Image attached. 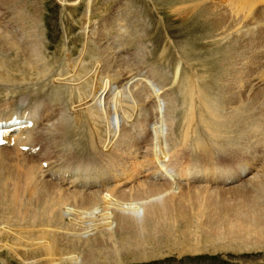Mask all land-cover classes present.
I'll list each match as a JSON object with an SVG mask.
<instances>
[{
  "label": "bare ground",
  "instance_id": "obj_1",
  "mask_svg": "<svg viewBox=\"0 0 264 264\" xmlns=\"http://www.w3.org/2000/svg\"><path fill=\"white\" fill-rule=\"evenodd\" d=\"M188 1L192 2V4L190 3L188 6L189 8H187L190 15L194 18V21L200 23L199 20H202V25L210 33H212V29L219 30L223 23L226 22L224 12L220 10L222 0H216L217 6H215L216 9L213 12L211 11L212 9L210 10L209 8L211 6H208V3H206L208 0H183L181 2ZM246 2L255 15L254 27H257L258 33L260 34L259 36L262 38L261 43H263V45L260 47L261 51L259 50L258 57L256 56L252 61L250 60L251 62L244 61L241 53H239L240 48H238V55H241L242 59L240 58V61L233 63L232 61H229L228 54L224 51V47H222L215 58L209 57L207 59L205 57L206 59L204 60V64L206 66L212 64L213 62L211 68L208 66L209 70L207 71L210 78L209 80L213 82L211 83L208 81L211 84L209 83V85L204 87L201 96H199V94L194 95L195 91L191 94L192 91H190V84L192 83V81L190 83V80L194 77L193 75H196V73L193 74L196 70H193L191 79L188 76L184 80L180 79L181 84H177L181 85L179 87L184 90L183 92L185 95L187 94L189 100L194 102L196 99L195 96L199 97L198 104L200 106L197 107L199 116L198 120L199 123H202V128L205 127V139L207 138L206 140L209 145L207 146V150L209 149L210 153L206 162L203 161L200 162V164L194 163L187 170L186 174L177 171L175 169V165L169 163L165 165L157 163L155 158L157 157L155 154H157L159 150L158 142L162 137L161 135H163L162 131H165L166 129H164V125L167 123H164V125L158 129L159 131L157 130L158 133H156V136L154 137L155 142H153L155 144L152 145L153 147L143 145V143L142 146L139 144L140 147L136 146L137 148L130 145L131 140L138 137L137 135H135L136 137H132L127 125L131 127V120L138 114L139 107L144 108L145 110L147 109L141 104V101L144 100L141 91L133 89L132 92L134 91V93L130 95V87L136 88V85L139 82L137 80H140L143 84L148 83V79L145 80V74L140 73L139 71H133L134 76H124L126 74L125 73L121 79L114 77L115 74H109V70L108 72L106 70L112 65L110 64L111 62L109 63L105 48L100 49L99 55L102 60L101 65L104 64L103 68L105 69L104 71H106L105 75L109 74V77H106L107 79L105 76H102L101 71H98L99 67H96V69L94 68V66L98 63L95 57L91 58L93 61L92 63L87 61L82 63L69 61L66 68L61 69L63 72L58 69L53 70V67L52 70L48 71L49 69L47 70L46 67L37 65L33 66L29 60L31 61L33 56H36V53L41 51H38V48L41 46L42 41L35 40V34L33 30H31L32 26H28L27 24L29 22H32L33 24H40V18L37 16L33 17L28 14L23 16V13L19 11L12 16L9 15L10 17H0V45L5 46L7 50H11L15 53L14 58H23L21 60L25 61L30 66V69L36 70L35 72L38 78H46V80L51 78L50 82H52L55 87V100H62L64 97L66 98L67 95L71 98L70 100H75L78 101V104H83L82 110H80V107L77 106L80 113H78L79 115L76 122L73 121L74 118H68L67 116L64 117L60 110H58L60 114H57L56 117L45 118V113L48 112L49 107H45L48 109L47 111L42 110L43 108L40 109L39 107H41V105L39 100H36L33 103H28V101H26L23 97L24 101L21 99L19 101V105L13 109V113L16 112L15 114L19 117H23V115H25L26 118L30 120L32 118L35 121L32 128H30L31 126H26L23 130H20L18 133L19 135L15 134V136L19 137L18 141L20 144L30 145L29 150L27 152H23L25 153L23 158L29 159L31 162L26 165L27 171H25L23 179L25 180L23 183L24 185L19 186L15 183V190H12V192H9L7 188L4 187L1 190V192L12 194L11 201L14 202V206L19 207L20 211H24L22 214L17 213L18 219L22 221L29 217L35 222L41 221L49 226L55 223L53 226L56 227H53V229L56 230L59 229L63 220H61V217L54 218L52 215L49 216L48 212H53L55 209L50 207L51 203L54 204L58 202L57 204H63L61 202H64L67 197H71L74 200L77 195H82L80 196L82 198L80 199L82 203L86 202L85 204H88L91 200L93 203L94 200L95 204L97 201L101 207L98 215L91 217V219L94 220V229L91 227V224H88L91 223V221H89L90 218H82L83 213H81L80 208V215L76 214L78 217L70 220L72 222L68 225L66 233L62 235V239L67 240L68 238H72L70 240H76L69 243L70 246L75 248L72 252H69L67 249L58 250V243L61 237L57 239V235L55 236L52 228L44 230V234L37 237L42 240L41 245L44 246L45 251H51L53 255L59 254V257H56L53 264H68L72 260V257L77 258V264H116L119 261H124L130 258L135 260H144L146 258H152L162 254V252H160L161 245L156 243L155 248L158 254H154L153 252L148 254L149 252L144 251L145 253L138 252L129 256L116 252V254H113L114 257L109 256L108 253L111 254L112 252L111 250L109 251V246H96V236L102 232L113 233L112 230H114L115 225H121L120 232L124 236L128 237L129 235H141L146 242L151 243L156 240L158 234L166 226L171 223H178L186 224V226H189L190 228L197 227L193 234L195 241H199L201 235L199 236L198 234L201 231L204 240H209V238H213L215 241L224 239V241H227L226 247H259L264 245V151L262 150V147H264V0H246ZM17 3H19V0H0V4H4L6 7L15 6L14 8L16 9L18 6L17 9H20ZM222 3L224 4V2ZM22 7L20 11H22ZM185 11L182 12L185 13ZM232 13H229V15ZM252 17L250 18L251 20L253 19ZM235 19H237V17H234V20ZM10 21L13 26L10 25V27H7V25L11 23ZM243 22H241V24H243ZM237 25L238 24H236V26ZM15 26L19 27L16 31L14 30ZM239 26L241 27V25ZM239 26H237V28ZM230 27L232 28V26ZM240 27L239 30L241 29ZM221 30L225 31L224 28ZM203 32H205V30ZM232 33L234 34V32ZM232 33L230 31V34ZM230 34L228 33V35ZM100 36L102 37L101 34ZM217 37H222L220 32ZM234 37H236V35ZM226 38H228V36ZM242 43V45H240L245 46V43ZM247 48L249 47L247 46ZM235 51H237V49H235ZM228 52L230 53V51ZM224 53L225 58L223 60L222 54ZM10 55H12V53ZM82 56L83 55H80L78 59L75 60L81 59ZM238 57L240 56L234 57L235 60L238 59ZM14 58L9 61L14 62ZM36 63L33 64L35 65ZM11 64L17 66L18 63L16 62ZM189 65L194 66L193 63H190ZM67 70H69V72H67ZM122 70L124 72V69ZM30 72L33 75L35 74L34 71ZM120 72L122 71L120 70ZM116 76H118L117 73ZM119 77H121V75ZM77 78L80 81L77 80ZM113 80H117V83L109 85L108 82ZM82 84H84V86H82ZM6 86L12 87L11 89H8L12 90V92H16L17 90L13 87L15 85L10 82L2 83L0 81V97L3 96L2 87L5 88ZM103 86L105 87L103 94L101 93L95 101L94 96H96V91ZM89 87L90 89L87 90L86 88ZM238 91L246 93L247 98L239 95L240 93L238 94ZM63 94L65 96H63ZM26 95L28 96V94ZM154 97L155 95H150L148 97L150 100H146L151 101L152 104ZM26 98L28 99V97ZM73 103H71V105ZM68 106H70V103ZM74 109L76 110V108ZM151 110L152 109H149V112ZM0 111L3 110L0 109ZM23 111L24 113H20ZM121 111L125 113L123 114ZM0 113L3 115L6 114V112ZM126 116L131 119L129 120L128 118H124ZM193 117L194 116L188 115V127L191 126L194 120ZM0 119H4V117H0ZM36 125H38V127ZM195 129H199L198 126L195 127ZM200 130L201 133H204V129ZM42 131L45 136H60L62 139H66L69 136L73 137L74 133H77L78 135L82 134L81 139L79 138L77 144L83 146L85 150L84 156L81 157L83 159H80L75 163L66 162L63 163V165H59V167L62 168H55L52 166L50 162L54 164V161H52L49 157H43L45 156V154H43L44 146L40 144L39 138H37L38 134ZM170 131L172 132L171 129ZM185 133L186 135L189 134V128H187V132L185 131ZM195 134L197 133L195 132ZM33 136L36 137L35 141L30 144L29 141L33 138ZM6 139L10 140L9 137H6ZM58 139L60 140L59 137ZM164 140L165 139H163V141ZM114 142L119 144L123 149H128L129 151H127V153H131L134 158L137 155L142 158L141 160L134 161L135 164L133 163V166L135 168H130L129 170L131 171H128L126 175H121L117 171L115 173H111V171L107 168L108 163L112 162L109 159V154L111 153L109 148ZM6 146L0 147V154H2L0 156H3L2 160L7 157V153H4L5 157L2 152H10V149ZM38 146H40L39 150L37 149ZM68 147H70V145ZM215 150H217V156H219L218 153H231L233 155V159H235L232 161L233 166H236L232 169H227L226 167L228 165L231 166L232 163H228L227 161H225V163L216 159V154H214ZM16 153L20 152L16 151ZM9 155L10 154H8V156ZM159 155L164 156V154ZM62 160L66 161L67 159ZM44 162H47L46 166L43 165ZM151 164L152 166H150ZM143 166L145 167L144 171H142ZM113 181L116 182L113 184ZM26 190L29 191L32 197V202L27 201V204L23 201L24 197L20 199V197H22V193L26 192ZM176 191L186 193L181 195L183 199H179L177 203L174 204L171 201L173 198L165 194L170 193L175 195ZM41 204L42 206L48 207L41 208ZM89 205H86V207H89ZM114 205H117L116 209L118 212L115 211ZM53 206L56 205L54 204ZM85 208L83 209L85 210ZM85 211L87 213V210ZM58 214L59 213L57 212V215ZM163 221L166 222L158 230H155L152 237L149 232H140L141 230H149L152 227H156ZM99 222H102L104 227H100L98 225ZM46 225H44V227ZM84 225H86L85 228L83 227ZM47 227L48 226H46V228ZM128 238H130V240L132 239L131 237ZM48 239L50 240V243L47 242ZM167 241L170 245L175 246L179 252L184 250L186 251L185 245L183 243L181 244L175 236ZM198 241L194 246L197 247ZM142 247L144 249L143 244ZM101 253H106V256H100L99 254ZM104 258L106 260H104Z\"/></svg>",
  "mask_w": 264,
  "mask_h": 264
},
{
  "label": "rangeland",
  "instance_id": "obj_2",
  "mask_svg": "<svg viewBox=\"0 0 264 264\" xmlns=\"http://www.w3.org/2000/svg\"><path fill=\"white\" fill-rule=\"evenodd\" d=\"M181 1L183 0H19L17 5H19L20 9L22 6H24L22 7V11L17 9L18 6L15 9V6L6 7V5L0 4V17H10L19 11L23 13V16L28 14L32 15L33 17L37 16L40 18V24H33L32 22L27 24L28 26H32L31 30H33L35 34V40L42 41L41 46L38 48V51H41L36 53V56H33L31 61L29 60L33 66L37 65L46 67L47 70L49 69L48 71L52 70L53 67V70L58 69L60 71L62 68H66L69 61L76 63L87 61L92 63L93 61L91 58L95 57L98 65L96 64L94 68L96 69V67H99L98 71H101L102 76H105V78L107 76L109 77V74L111 73L113 75L115 74L114 77H118L119 79H121L125 73L126 74L124 76H134V72L137 71L145 74V80L148 79V83L143 84L140 80H137L139 82L136 85V88L130 87L131 92L129 91L130 95L134 93V91L132 92L133 89L136 91H141V94L144 98V100L141 101V104L143 107L145 106L147 108L145 110L144 108L139 107L138 114L135 115L131 120V127L127 125L132 137L135 135L138 137L136 139L132 138L134 141L131 140L130 145L134 148L140 147L139 144L142 146V143L143 145L149 147L154 145V137L156 136V133H158V129H160L164 123H167L168 125H164V129H166L165 131H162L163 135H161L162 137L158 142L159 150L157 154H155V156H157L155 158L157 163L163 165L168 163L175 165V169L177 171L186 174L187 170L194 163L200 164V162H206L207 157L210 156V153L209 149L207 150V146L209 145L206 140L207 138L205 139V127L202 128V123H199L198 120L199 116L197 107L200 106L198 104L199 97L195 96L196 99L194 102L189 100L187 94L185 95L183 92L184 90L179 87L181 85L177 84H181L180 79L184 80L188 76L191 79L192 75L196 73V75H193L194 77H192L190 80V83L192 81L190 84V91H192L191 94H193L195 91L194 95L199 94V96H201L204 87L209 85L211 82L209 80L210 78L207 71L209 70L208 66L211 68L213 62L212 64L206 66L204 64V60L206 58H215V56H217V54L220 52L221 48L224 47V51L228 54V59L230 62H238L242 58L244 61L251 62L256 56L258 57L260 47L263 45V43H261L262 38L259 36L260 34L258 33L257 27H254L255 15L248 6L246 0H242L243 2L239 0L240 3L238 0H222L224 4L221 2L222 6L220 10L224 12V17H226V22L224 23L226 24L223 23L219 30L212 29V33L204 28L202 25V20H199L200 23H198L197 21H194V18L190 15L188 6L190 3L192 4V2ZM210 1L211 0H208L206 3H208V6H211L209 8L210 10L212 9L211 11L213 12L216 9L215 6H217L216 0H212L214 2ZM235 2L239 3L240 5L236 4ZM178 9L182 10L180 11ZM31 10L34 11L32 12ZM182 11H185V13ZM229 13L232 14L229 15ZM234 17H237V19L234 20ZM251 17L253 18L252 20L250 19ZM240 21L243 22V24H241ZM236 24H238L237 26L241 25V27L239 26L241 28L240 30L239 27L237 28ZM10 25L13 26L12 22L8 24L7 27H10ZM230 26H232V28ZM222 28H224L225 31L221 30ZM18 29L19 27L15 26L14 30L16 31ZM204 30L205 32H203ZM229 30L231 33L234 32L237 38L234 37L235 35L233 33L230 34ZM219 32L222 35L221 38L217 37ZM228 33L230 35H228ZM227 36L228 38H226ZM242 38L245 39L243 40ZM242 42L245 43V46H241L243 44ZM236 44L239 45L237 46ZM247 46L249 48H247ZM103 48H105L108 52H106V55L108 56L109 63L111 62L110 64L112 65L106 70L107 72L109 70L108 75H105L106 71H104L105 69L103 68L104 64L102 63L103 65H101L102 60L99 55L100 49ZM238 48H240V52ZM235 49H237V51H235ZM10 51L11 50H7L5 46L0 45V81L2 83L10 82L11 84L15 85L13 87L17 90L16 92H12V90H8L12 87H2L3 96L0 97V109L3 111L0 112H6L8 115L13 113V109L19 105V101L21 99L24 101L25 98L28 103H33L36 100H39L41 105V107H39L40 109L43 108L42 110L44 111L49 109L48 112L45 113V118L56 117L57 114L59 115L60 112H62L64 117L67 116L68 118H74L73 121L76 122L79 115L78 113H80V110L83 108V104H78V101L70 100L71 98L67 95L66 98L64 97L62 100H55V87L54 84L50 82L51 78L48 77L49 79L47 80L46 78H38L35 72L36 70L30 69V66L25 61L21 60L23 58H14L15 53ZM228 51H230L231 54ZM238 52L241 53L242 58L241 55H238ZM11 53L12 55H10ZM245 53H247L248 56ZM80 55H83L82 58L75 60L78 59ZM224 55L225 53L222 54L223 60L225 58ZM236 56L240 57L235 60L234 57ZM12 58H14L13 60L18 63L17 66L11 64L16 63L15 61H9ZM33 63L36 64L34 65ZM190 63H193L194 66H190ZM122 69H124V72ZM120 70L122 72H120ZM193 70H196V72L193 73ZM30 71H34L35 74L33 75ZM61 71L63 72V70ZM67 72H69V70H67ZM115 72L118 76H116ZM119 74L121 77H119ZM77 80L79 79L77 78ZM111 82L109 81L108 84L114 85L117 83V80H113ZM100 83L103 84L102 82ZM82 86H84V84H82ZM86 89L88 90L90 87ZM104 89L105 87L103 86L96 91V96H94L95 101L98 99V96H100L101 93L103 94ZM26 94H28V96ZM238 94L247 98L246 93L242 91H238ZM150 95H155L153 98L154 102L152 101V104L151 101H148L150 100L148 98ZM63 96L65 95L63 94ZM26 97H28V99ZM69 103L70 106H68ZM71 103L73 104L71 105ZM77 106L80 107V110ZM45 107L49 108L47 109ZM74 108H76V110ZM149 109L152 110L149 112ZM58 110H60V112ZM122 113L124 114L125 112ZM0 115L3 114L0 113ZM188 115L195 117H193L194 123L192 122L190 127H188L187 123ZM124 118L128 117L126 116ZM128 119L130 120L131 118ZM36 126L38 127V125ZM197 126L199 128L197 129L198 131L195 129ZM187 128H189V134L186 135L185 131L187 132ZM170 129L173 133L170 131ZM200 129H204V133H201ZM195 132L197 134H195ZM81 136L82 134L78 135L77 133H74L73 137L69 136L66 139H62L60 136H58L60 138L59 140L57 136H45L42 131L38 134L37 138H39L40 144L44 146V148L42 147L44 149L43 154H45L43 157H49L52 161H54V164L51 162L50 164L55 168H62L59 167V165H63V163L66 162L75 163L80 159H83L81 157L84 156L85 150L83 146L77 144L79 138L81 139ZM35 138L36 137L33 136L29 143L31 144L34 142ZM162 138L165 139V142ZM67 145H70V147ZM6 147L10 149V152L4 151L2 153L4 156V153H7V157L5 156L6 158L2 160L3 156H0V264H53V261L55 262L56 257H59V254L53 255L51 251H45L44 246L41 245L42 240L37 237L41 234H44V230L51 228L53 229V227L55 228L56 226H53L55 223L49 226L41 221L35 222L29 217H27V219L25 218L26 220H19L17 213L22 214L24 211H20L19 207L14 206V202L11 201L12 194L1 192L3 187L7 188L9 192H12V190H15V183L19 186H23V183L25 182V180H23L25 171H27L26 165L31 163L29 159L23 158V155L25 154L23 152H27L28 150L22 149V145L20 146L19 144L15 143ZM39 148L40 146L37 147L38 150ZM109 149L111 150L109 159L112 162L108 163L107 168L111 171V173H115L117 171L121 175H126L128 171H131L129 170L130 168H135L133 166V163L135 164L134 161L142 159L139 155L135 156L134 158L131 153H127V151H129L128 149H123L119 144H116V142L112 143ZM262 150L264 151V147H262ZM16 151L20 153H16ZM8 154L11 156H8ZM159 154H164V156H160ZM214 154H216L215 158L222 162L227 161L228 163H232V161L235 160L233 159V155L229 152L218 153L219 156H217V150H215ZM150 158L153 159L152 157ZM62 159L67 160L64 161ZM150 166H152V164ZM235 166L236 165L233 166L232 163L231 166L228 165L226 168L232 169ZM43 169L45 170L44 167ZM144 170L145 167L143 166L142 171ZM115 182L113 181V184ZM24 193H22V197H20V199L24 197L23 201L25 203L27 201L32 202V197L29 191L26 190ZM185 193L186 192L176 191L175 195L170 193L165 195L171 196L173 198L171 201L176 204L179 199H183L181 195ZM80 196L82 195H77L76 199L74 198V200L71 197H67V201L65 200L64 202H61L63 204L59 203V205L57 204L58 202L54 203L56 206H53L54 204L50 202V207L55 209L53 212H48L49 216L52 215L54 218L61 217V220L64 221H62L59 229H53L55 236L57 235V239L61 237L58 243V250L67 249L69 252H72L75 249L70 246L69 243H72L76 240H70L72 238H68L67 240L62 239V235L68 230V225H70V222H72L70 220L78 217L76 214L80 215V209L81 213H83L82 218H90L89 221H91V223L88 224H91L93 229L95 228V224L93 223L94 220H92L91 217L98 215L101 209L100 204L97 201L95 204L94 200L93 203L92 200L88 204H85L86 202L82 203L80 200L82 198ZM83 205L85 207L86 205H89V207H86V209ZM116 206L114 205V209L118 212ZM40 207L45 208L48 206H42L41 204ZM83 208L87 210L89 215ZM57 212L59 213L58 215ZM166 221H163L160 225L152 227L149 230H141L140 232H149L152 237V235L155 233V230H158L160 227H162ZM43 224L48 227H44ZM98 225L100 227H104L102 222H99ZM83 227L85 228L86 225ZM114 227V230H112L113 233L102 232L96 236V246H109V251H112L111 254L108 253L109 256L114 257L113 254H116V252L129 256L138 252L145 253L144 251L149 252L148 254L152 252L154 254H158L155 248L156 243L161 245L160 252H162L161 255H157L152 258H146L144 260H135L130 258L124 261H119L116 264H264V245L259 247H226L227 241H224V239L220 240L218 237L219 240L217 241L213 240V238L204 240L200 231L198 235L201 236L199 241L197 240L198 244L196 247L194 245L197 243V241H195L193 238V234L197 227L190 228L189 226H186V224L171 223L158 234L156 240L153 243L146 242V240L141 235H129L128 237L132 238L130 240V238L124 236L120 232L121 225H115ZM173 236H175L181 242V244L183 243L185 245L186 251L184 250L179 252L175 246H172L168 243L167 240L173 238ZM49 241L50 240L48 239L47 242ZM142 244L144 245V249ZM99 255L105 257L106 253H101ZM104 260L106 259L104 258ZM68 264H77V258L72 257V260Z\"/></svg>",
  "mask_w": 264,
  "mask_h": 264
}]
</instances>
